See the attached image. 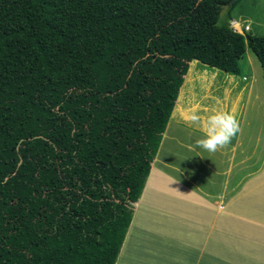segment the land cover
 <instances>
[{"label": "trees", "instance_id": "16d2710c", "mask_svg": "<svg viewBox=\"0 0 264 264\" xmlns=\"http://www.w3.org/2000/svg\"><path fill=\"white\" fill-rule=\"evenodd\" d=\"M231 1L0 0V264L117 263L190 63L264 77Z\"/></svg>", "mask_w": 264, "mask_h": 264}, {"label": "crops", "instance_id": "0c3cea01", "mask_svg": "<svg viewBox=\"0 0 264 264\" xmlns=\"http://www.w3.org/2000/svg\"><path fill=\"white\" fill-rule=\"evenodd\" d=\"M245 117L246 111L243 118L242 115L238 117L239 131L228 146L215 153L207 151H204L205 154L197 153L199 160L204 162L211 172V176L219 177V180L215 179L220 183V192L216 193L208 185L206 188H200L203 187L201 184L193 183L188 179H184L187 182L184 184L178 180L177 183L181 185L189 206L180 204L179 206L184 210L175 206L178 209L173 211L171 216L162 214L165 217H172L170 220H157V222L149 219V216L155 215L157 210L146 211L139 206L143 199L141 196L134 204L133 219L116 264H264V249L262 250L264 224L248 217L264 215V176H262L264 169L258 174L252 172L241 175L233 172L245 161L235 163L237 152L242 151L244 146V140L240 137L244 133ZM177 130L179 132L180 128ZM188 132H191V129ZM190 134L186 130L188 137ZM201 135L203 136L202 132ZM172 138L176 143L179 141L175 136ZM162 143L156 156L157 161L160 160ZM178 144L187 148L191 145L179 142ZM216 154L223 155L225 165L220 164L222 161L220 157H216ZM170 161L165 159L160 166L176 169ZM157 165L152 166L151 174L158 171ZM176 171L181 173V176L188 177V173L183 168L180 167ZM152 176L155 177V181L158 179L157 175H149V180ZM164 179L166 184L170 183L168 179H172L171 173L166 171ZM213 179L211 178L212 181ZM167 189L166 191H170V188ZM177 191L180 193L179 189ZM138 211L141 214L138 215ZM131 248L135 249L133 256L141 263L130 257ZM145 249H158V251L152 255V258H146L149 253Z\"/></svg>", "mask_w": 264, "mask_h": 264}, {"label": "rangeland", "instance_id": "374dc122", "mask_svg": "<svg viewBox=\"0 0 264 264\" xmlns=\"http://www.w3.org/2000/svg\"><path fill=\"white\" fill-rule=\"evenodd\" d=\"M227 14L228 8H224L220 16V21L226 19ZM231 14L232 20L230 21V26L237 33L243 36L253 34L264 37V0H241ZM235 24L237 26H234ZM240 65L242 75L235 76L228 75L196 61L190 63L189 74L187 79L186 77L184 78V83L180 89L181 94L179 92L180 97L177 106L173 116L171 115L172 119L169 121L167 130L164 133V135L166 134V138L162 140L163 146L159 154V163L157 158L154 160L158 164L157 166H159L158 171H154L153 174L150 173V176L157 175L158 179L155 181V177L153 178L152 176L149 180L148 177L145 184L147 186L145 193L143 192L142 194L143 199L139 203V206H142L141 209L145 208L146 211L157 210L155 215L149 216V219H152L154 222H157V220H170L172 217L165 216H171L173 211L178 209L177 207L183 209L179 206L180 204L182 206H189V201L184 197L181 185L177 183L178 180H181L180 182L183 184L187 183L184 179H188L193 183L198 182L203 186L200 187L198 185L200 188H206V185H208L216 193H219L221 190H219L220 183L217 182L219 177H215V175L211 176V172L207 169L206 164L198 158L197 153L205 154L204 150L197 146L194 147L196 145L195 142L201 139L202 135L197 127L189 123V117L193 112H197L203 116L207 115L208 111L212 109L224 110L233 114L237 120L241 115L243 118L246 111V117L243 120L244 133L240 137L241 140H244V146H242V151L237 152L235 163L242 160L245 161L233 172L241 175H247L252 172H257L256 174H258L264 169L263 72L259 60L248 47L246 56L241 60ZM179 128V132H182L181 134L177 132ZM189 129H191V132H188ZM186 130L187 133H191L189 136L191 139L186 135ZM174 136L179 139V143L191 145H188L187 148L178 144V142H174L172 138ZM216 157H220L222 161L220 164L225 165L223 155L219 156L216 154ZM165 159L171 160L170 162L174 164V168H183L188 173L189 178L185 175L184 177L181 176V173L179 174L176 169L168 167L162 168L160 165H162L161 162ZM208 160L211 161V159ZM156 164H152V166H156ZM166 171L172 175V179H168L170 181L168 184H166L164 179ZM262 176H264V171ZM211 178H214L213 181ZM152 185L153 187H151ZM167 187L170 188V191H166L168 190ZM178 189L180 193L177 191ZM199 195L202 196V194ZM139 214L141 212L138 211ZM162 214L167 215L164 216ZM248 217H251L256 222L261 221L264 224V215ZM263 249L264 246L262 245ZM145 251L149 253V255H146L148 256L146 258H152V255L158 249H145ZM134 252L135 249L131 248L130 257L135 258L133 256Z\"/></svg>", "mask_w": 264, "mask_h": 264}, {"label": "clouds", "instance_id": "9594fccd", "mask_svg": "<svg viewBox=\"0 0 264 264\" xmlns=\"http://www.w3.org/2000/svg\"><path fill=\"white\" fill-rule=\"evenodd\" d=\"M189 123L203 133L202 138L195 142L196 146L209 153L228 146L239 131L235 116L224 110L212 109L203 116L193 112Z\"/></svg>", "mask_w": 264, "mask_h": 264}, {"label": "water", "instance_id": "95a60500", "mask_svg": "<svg viewBox=\"0 0 264 264\" xmlns=\"http://www.w3.org/2000/svg\"><path fill=\"white\" fill-rule=\"evenodd\" d=\"M236 1H237V0H232V1H231V4L235 3Z\"/></svg>", "mask_w": 264, "mask_h": 264}, {"label": "bare ground", "instance_id": "6f19581e", "mask_svg": "<svg viewBox=\"0 0 264 264\" xmlns=\"http://www.w3.org/2000/svg\"><path fill=\"white\" fill-rule=\"evenodd\" d=\"M234 26H237L236 24Z\"/></svg>", "mask_w": 264, "mask_h": 264}]
</instances>
